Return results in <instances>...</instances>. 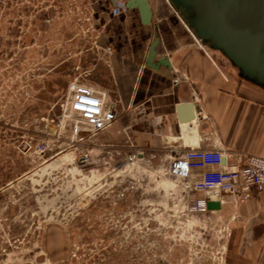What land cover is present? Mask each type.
<instances>
[{"label": "rangeland", "instance_id": "obj_1", "mask_svg": "<svg viewBox=\"0 0 264 264\" xmlns=\"http://www.w3.org/2000/svg\"><path fill=\"white\" fill-rule=\"evenodd\" d=\"M96 4L0 0V264H242L231 215L197 209L167 157L61 118L75 80L114 102Z\"/></svg>", "mask_w": 264, "mask_h": 264}, {"label": "crops", "instance_id": "obj_2", "mask_svg": "<svg viewBox=\"0 0 264 264\" xmlns=\"http://www.w3.org/2000/svg\"><path fill=\"white\" fill-rule=\"evenodd\" d=\"M148 1L160 37L153 61L166 56L170 67L145 64L153 30L142 24L137 7L112 17L118 5L97 0L104 29L100 44L108 48L118 108L110 128H122L134 147L163 154L168 164L175 150L191 146L264 158V89L239 77L217 50L200 44L167 0ZM185 103L193 104L194 119L179 122L177 106ZM222 200L219 210L209 211L231 215L238 260L264 264V189L236 205L230 196Z\"/></svg>", "mask_w": 264, "mask_h": 264}, {"label": "built area", "instance_id": "obj_3", "mask_svg": "<svg viewBox=\"0 0 264 264\" xmlns=\"http://www.w3.org/2000/svg\"><path fill=\"white\" fill-rule=\"evenodd\" d=\"M124 7L125 0H115ZM117 105L108 99L107 92L90 84L72 81L61 104V118L75 120L69 131L75 138L82 132L95 136L110 128L117 118ZM46 145L39 146L40 151ZM170 160V172L183 181L186 192H192L194 206L203 211L209 200L223 203L230 196L234 205L247 199L252 191L264 189V158L236 152L228 154L221 148L191 146L177 149Z\"/></svg>", "mask_w": 264, "mask_h": 264}, {"label": "water", "instance_id": "obj_4", "mask_svg": "<svg viewBox=\"0 0 264 264\" xmlns=\"http://www.w3.org/2000/svg\"><path fill=\"white\" fill-rule=\"evenodd\" d=\"M247 0H167L203 46L219 51L234 66L239 77L264 89V5L251 9ZM116 7L115 0H111ZM137 7L142 24H151L152 37L145 64L151 68L170 67L166 56L154 62L160 44L158 26L152 21L148 0H125L124 8ZM179 122L194 119L193 104L177 106ZM185 114H181L183 112ZM207 210H219L220 203L209 200Z\"/></svg>", "mask_w": 264, "mask_h": 264}, {"label": "flooded vegetation", "instance_id": "obj_5", "mask_svg": "<svg viewBox=\"0 0 264 264\" xmlns=\"http://www.w3.org/2000/svg\"><path fill=\"white\" fill-rule=\"evenodd\" d=\"M247 7L251 9L259 8L264 5V0H247Z\"/></svg>", "mask_w": 264, "mask_h": 264}, {"label": "bare ground", "instance_id": "obj_6", "mask_svg": "<svg viewBox=\"0 0 264 264\" xmlns=\"http://www.w3.org/2000/svg\"><path fill=\"white\" fill-rule=\"evenodd\" d=\"M191 31V30H190ZM198 40V39H197ZM200 42V41H199ZM201 44V43H200Z\"/></svg>", "mask_w": 264, "mask_h": 264}]
</instances>
